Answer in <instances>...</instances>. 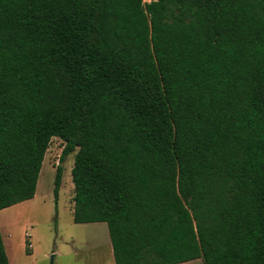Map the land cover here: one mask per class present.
<instances>
[{
	"label": "trees",
	"instance_id": "obj_1",
	"mask_svg": "<svg viewBox=\"0 0 264 264\" xmlns=\"http://www.w3.org/2000/svg\"><path fill=\"white\" fill-rule=\"evenodd\" d=\"M51 137L114 264H264V0H0V210Z\"/></svg>",
	"mask_w": 264,
	"mask_h": 264
},
{
	"label": "rangeland",
	"instance_id": "obj_2",
	"mask_svg": "<svg viewBox=\"0 0 264 264\" xmlns=\"http://www.w3.org/2000/svg\"><path fill=\"white\" fill-rule=\"evenodd\" d=\"M63 147L60 138L51 137L33 198L0 210L8 264H114L106 224L72 221L71 168L76 151L60 160ZM58 165L62 173L55 201L53 181ZM179 264L203 262L195 259Z\"/></svg>",
	"mask_w": 264,
	"mask_h": 264
}]
</instances>
